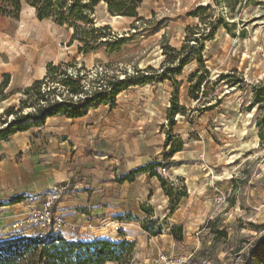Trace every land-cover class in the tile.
Returning <instances> with one entry per match:
<instances>
[{
    "label": "rangeland",
    "instance_id": "rangeland-1",
    "mask_svg": "<svg viewBox=\"0 0 264 264\" xmlns=\"http://www.w3.org/2000/svg\"><path fill=\"white\" fill-rule=\"evenodd\" d=\"M139 1L135 17L96 7L80 53L25 3L17 20L0 14L4 94L49 62H76L61 71L80 75L82 98L126 84L109 106L0 141V242L40 234L26 204L60 192L67 241L129 243L104 264H264V0ZM173 51L187 59L174 82ZM25 98L1 101L0 115ZM30 111L1 115L0 129ZM46 175L48 190H21Z\"/></svg>",
    "mask_w": 264,
    "mask_h": 264
},
{
    "label": "trees",
    "instance_id": "trees-1",
    "mask_svg": "<svg viewBox=\"0 0 264 264\" xmlns=\"http://www.w3.org/2000/svg\"><path fill=\"white\" fill-rule=\"evenodd\" d=\"M22 3L32 8L37 20H52L58 26H66L72 30V35L68 43L69 46L77 42V52H86L88 50L89 31L87 24H92L95 8L101 3L105 5L107 12L111 16L135 17L136 10L139 7V0H0V14L9 16L15 20L18 19L21 12ZM84 25V26H82ZM201 49V48H200ZM178 66L171 68L167 66L164 73L172 74L168 80L174 82L173 76L178 75L180 69L187 64V59L180 57L181 53H176ZM174 58L168 61L172 63ZM199 63L202 61L199 59ZM70 65H76L75 61L53 65L49 62L45 66V74L41 79L25 88L23 92L10 91L4 94L3 91L9 85V75H4L0 83V102L7 100L11 95L23 93L26 97L20 100L22 107L14 111V107L7 108L1 115L9 116L19 113L22 108L27 106L32 111L27 113L26 118L34 120L22 123L20 118L17 123H7L5 129H0V141H6L10 136L17 132H24L31 127H40L47 119L55 116H63L68 119H76L85 115V111L96 105H111L115 97L124 89V82H115L111 85L109 91L99 92L94 95L82 98L78 96L81 87V77L77 73H67L61 71ZM159 76V75H156ZM167 79L166 77H161ZM58 85L63 89L58 88ZM59 89L60 98L58 101L51 99L56 90ZM58 91V92H59ZM96 93V92H95ZM196 98V97H195ZM257 98V96H256ZM86 108V109H85ZM175 107L170 106V112ZM0 115V117H1ZM22 118V117H21ZM261 138V136H259ZM176 151L170 149L164 159L168 160ZM159 163L150 165L155 168ZM144 168V167H143ZM139 168L132 171V174L143 170ZM127 180V179H125ZM163 183V182H162ZM161 185L163 186L164 184ZM170 197V196H169ZM170 231H174L171 228ZM129 246L127 241L118 244H112L107 241L95 240L90 243H80L79 241H67L63 236L41 234L33 236H21L0 242V264H104L105 262L118 263L121 258V251Z\"/></svg>",
    "mask_w": 264,
    "mask_h": 264
},
{
    "label": "built area",
    "instance_id": "built-area-1",
    "mask_svg": "<svg viewBox=\"0 0 264 264\" xmlns=\"http://www.w3.org/2000/svg\"><path fill=\"white\" fill-rule=\"evenodd\" d=\"M60 192L46 194L38 204L28 203L26 208L30 212L31 222L36 225L41 235H61L67 223L58 209ZM17 226V224L15 225Z\"/></svg>",
    "mask_w": 264,
    "mask_h": 264
},
{
    "label": "crops",
    "instance_id": "crops-1",
    "mask_svg": "<svg viewBox=\"0 0 264 264\" xmlns=\"http://www.w3.org/2000/svg\"><path fill=\"white\" fill-rule=\"evenodd\" d=\"M5 73H9V71H6ZM10 83L11 82H9V87H10ZM40 171H41V169H40ZM34 172H35V170H33L32 173H30V174L32 175V174H34ZM49 176L46 175L40 182H37L36 185H35V187L33 189H28L25 185L22 184L23 185V189H21V190H27L28 192L35 190V191H37V192H35V194H38V193L42 192L43 189H47L48 190L49 188L52 187V183H47L48 180H49L48 179ZM41 198L42 197H40V199ZM30 200L31 199H29L28 201H30ZM4 214H6V213H4ZM3 219H4L3 221H7V220H11L12 218H11L10 215L9 216L7 215ZM14 222H15V220H11V222L9 224L14 223Z\"/></svg>",
    "mask_w": 264,
    "mask_h": 264
},
{
    "label": "bare ground",
    "instance_id": "bare-ground-1",
    "mask_svg": "<svg viewBox=\"0 0 264 264\" xmlns=\"http://www.w3.org/2000/svg\"><path fill=\"white\" fill-rule=\"evenodd\" d=\"M104 6H105V5H104ZM25 9H29V10L33 11V9L30 8V7H28L27 5H25ZM23 10H24V9H22L21 12H23ZM111 18H112V19H116V18L118 19V18H121V17H119V16H114V17H111ZM70 33H72V30H70ZM44 73H45V65H43L42 67L39 68V74H40V76H43Z\"/></svg>",
    "mask_w": 264,
    "mask_h": 264
}]
</instances>
